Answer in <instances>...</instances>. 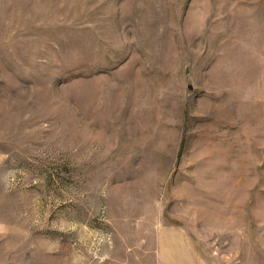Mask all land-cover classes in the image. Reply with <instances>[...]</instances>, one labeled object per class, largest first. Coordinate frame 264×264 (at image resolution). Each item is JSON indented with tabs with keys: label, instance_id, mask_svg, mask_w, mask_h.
<instances>
[{
	"label": "rangeland",
	"instance_id": "374dc122",
	"mask_svg": "<svg viewBox=\"0 0 264 264\" xmlns=\"http://www.w3.org/2000/svg\"><path fill=\"white\" fill-rule=\"evenodd\" d=\"M0 264H264V0H0Z\"/></svg>",
	"mask_w": 264,
	"mask_h": 264
},
{
	"label": "water",
	"instance_id": "95a60500",
	"mask_svg": "<svg viewBox=\"0 0 264 264\" xmlns=\"http://www.w3.org/2000/svg\"><path fill=\"white\" fill-rule=\"evenodd\" d=\"M190 90H191V88H190Z\"/></svg>",
	"mask_w": 264,
	"mask_h": 264
}]
</instances>
